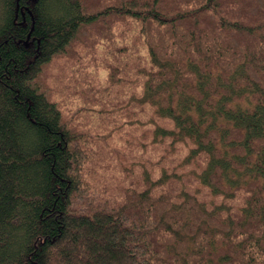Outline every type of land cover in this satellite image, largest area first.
Listing matches in <instances>:
<instances>
[{"label":"trees","instance_id":"16d2710c","mask_svg":"<svg viewBox=\"0 0 264 264\" xmlns=\"http://www.w3.org/2000/svg\"><path fill=\"white\" fill-rule=\"evenodd\" d=\"M0 264H264V0H0Z\"/></svg>","mask_w":264,"mask_h":264}]
</instances>
